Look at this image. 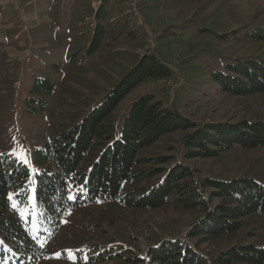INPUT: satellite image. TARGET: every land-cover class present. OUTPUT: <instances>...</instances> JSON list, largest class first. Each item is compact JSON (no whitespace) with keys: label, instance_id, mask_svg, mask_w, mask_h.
Returning <instances> with one entry per match:
<instances>
[{"label":"rangeland","instance_id":"rangeland-1","mask_svg":"<svg viewBox=\"0 0 264 264\" xmlns=\"http://www.w3.org/2000/svg\"><path fill=\"white\" fill-rule=\"evenodd\" d=\"M250 24L264 27V0H0V154H12L34 170V151L80 122L147 52L166 62L172 76L136 87L109 117L110 126L118 128L130 105L148 93L199 127L264 121V92L222 94L209 71L264 60V41L218 36ZM98 25L105 37L91 54ZM37 78L52 79L56 90L37 95L32 91ZM38 97L46 99V108L30 112L27 102L33 108ZM189 133H170L140 151L143 162L135 172L142 179L126 180L123 192L149 191L178 163L194 170L186 184L253 177L264 186V146H235L216 157L189 158L183 144ZM29 200L19 212L44 249L35 264H139L133 259L144 258L166 239L198 245L210 260L238 245L264 247V216L258 214L244 217V225L232 234L205 241L188 235L215 206L234 203L225 196L197 207L178 205L174 197L157 209L130 208L118 200L91 203L68 213L54 235L38 216L33 191ZM11 257L25 264L19 254Z\"/></svg>","mask_w":264,"mask_h":264},{"label":"trees","instance_id":"trees-1","mask_svg":"<svg viewBox=\"0 0 264 264\" xmlns=\"http://www.w3.org/2000/svg\"><path fill=\"white\" fill-rule=\"evenodd\" d=\"M103 7L104 4L97 11L98 19L102 17ZM218 36L227 40L264 41V27L252 28L250 24ZM104 37V28L98 25L88 52L97 51ZM209 71L222 94L264 92L262 59L229 64L227 72ZM171 76L172 68L157 54L147 52L80 122L62 128L34 151V170L12 154H0V264H15L11 257L14 253L25 264H35L44 251L31 234L29 219H24L19 212V207L29 205L32 191L41 211L38 216L51 226L53 235L73 209L116 200L130 208L157 209L169 203L171 197L178 205L187 207L207 206L219 197L231 198L234 203L215 206L188 234L201 235V241L236 232L244 225L243 218L250 214L264 216V186L255 178H205L194 185L186 184L187 178L193 179L194 170L182 163L175 164L162 182L147 192H123L126 180L142 179L135 172V167L143 162L140 151L170 133L190 130L183 140L189 158L216 157L235 146L248 149L264 146L263 120L199 127L181 112L166 108L153 93L136 99L118 128L107 124L112 113L136 87L149 79ZM34 83L32 91L37 95L52 94L57 88L50 78H37ZM27 103L33 113L47 106L43 97L37 98L33 108L31 100ZM207 189L211 190L208 199ZM10 193L14 194L12 200L8 198ZM13 202L17 203L15 208ZM133 261L139 264H264V247L238 245L210 260L198 245L183 239H166L149 248L144 258Z\"/></svg>","mask_w":264,"mask_h":264},{"label":"snow or ice","instance_id":"snow-or-ice-1","mask_svg":"<svg viewBox=\"0 0 264 264\" xmlns=\"http://www.w3.org/2000/svg\"><path fill=\"white\" fill-rule=\"evenodd\" d=\"M13 195H14L13 193H10V194H9V196H8L9 200H12V198H13ZM12 206H13V208H15V207H16V204H15V203H13V205H12ZM57 255H59V254H57Z\"/></svg>","mask_w":264,"mask_h":264},{"label":"crops","instance_id":"crops-1","mask_svg":"<svg viewBox=\"0 0 264 264\" xmlns=\"http://www.w3.org/2000/svg\"><path fill=\"white\" fill-rule=\"evenodd\" d=\"M91 3H93V1H90ZM98 4H99V2H98ZM91 6H92V4H91ZM93 7V6H92ZM166 63V62H165Z\"/></svg>","mask_w":264,"mask_h":264}]
</instances>
